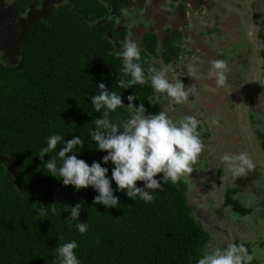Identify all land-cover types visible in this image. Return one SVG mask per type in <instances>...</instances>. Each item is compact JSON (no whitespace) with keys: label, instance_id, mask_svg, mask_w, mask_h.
<instances>
[{"label":"trees","instance_id":"16d2710c","mask_svg":"<svg viewBox=\"0 0 264 264\" xmlns=\"http://www.w3.org/2000/svg\"><path fill=\"white\" fill-rule=\"evenodd\" d=\"M31 3L40 5L42 0H18L17 6L27 9ZM132 4V0H110V4L58 0L48 17L27 29L19 59L9 64L0 61V156L17 169L13 173L0 161V264H58L56 247L71 240L78 244L75 251L81 264H197L210 251L211 234L198 221L181 178L175 184L162 182L161 189L152 191L151 202L139 197L133 201L116 191L118 208H105L92 204L98 193L91 186L75 191L45 174L38 156L53 134L66 140L81 135L84 148L78 158L89 164L106 155L96 150L89 135L101 115L90 95L98 94L101 80L121 93L125 105L134 93L140 98L135 103L143 102L147 113L161 112L152 100L151 84L126 90L117 86L123 63L112 38L118 34L115 20L108 16ZM169 53L172 59L178 57L173 47ZM140 62L147 76L153 67L146 52ZM129 116L126 107L110 113L118 124ZM44 159L50 156L45 154ZM103 166L109 168L110 177L114 165ZM80 201V220L89 225L84 235L75 222L70 224V213L63 212L65 204ZM54 202L56 215L39 216L37 209Z\"/></svg>","mask_w":264,"mask_h":264},{"label":"clouds","instance_id":"9594fccd","mask_svg":"<svg viewBox=\"0 0 264 264\" xmlns=\"http://www.w3.org/2000/svg\"><path fill=\"white\" fill-rule=\"evenodd\" d=\"M122 60V76L118 80V87L126 90L137 84L145 83V70L142 66L141 52L134 41L126 42L117 53ZM225 65L215 62L213 74L223 81ZM150 84L152 89L161 94L172 97L177 104L184 101L191 89L186 90L183 82L171 80L168 69H151ZM96 89L98 94L90 95V103L95 112L101 113L95 118V127L89 135L95 142L96 150L106 152L101 161L91 164L78 158L84 148L81 135L65 139L60 134H53L47 138L46 146L42 147L39 157L47 169L45 174L62 181L65 186L72 185L75 191L91 186L98 194L94 196L92 204L103 205L105 208H118L119 196L116 191H123L131 200L139 197L142 201L151 202L154 199L152 191L161 189L162 182L177 183L182 174L191 171L189 165L197 159L202 150L201 141L196 132L197 120L188 117L180 122H174L165 112L147 113L143 102L137 105L140 98L131 93L127 96L128 104H124L121 93L109 89L101 80ZM119 107L130 110V116L118 124L110 119V113ZM60 145L57 151V146ZM90 147V146H89ZM91 148V147H90ZM56 155L52 156L51 153ZM48 154L50 159L45 160ZM111 162L109 168L103 165ZM224 162L233 168L236 176L243 175L252 163L246 155L240 154L234 161L225 156ZM137 181L142 185L138 186ZM115 182L116 188H113ZM37 209L39 216L48 218L49 212L57 214L55 202ZM82 201L74 206L65 204L63 212H69L67 219L81 235L87 233L89 225L80 220ZM62 240L63 237H58ZM78 244L75 240L66 241L56 247L58 264H81L77 256ZM252 257L243 245L229 243L226 247L204 252L197 264H249Z\"/></svg>","mask_w":264,"mask_h":264},{"label":"flooded vegetation","instance_id":"af4514ba","mask_svg":"<svg viewBox=\"0 0 264 264\" xmlns=\"http://www.w3.org/2000/svg\"><path fill=\"white\" fill-rule=\"evenodd\" d=\"M57 1L42 0L40 5L29 4L24 12L25 17L29 14V21L27 22H31L32 25L35 21L48 17L53 11L54 3ZM107 2L110 4V0H107ZM132 3L131 7L121 11H112V14L108 16L109 19L115 20V31L118 34L112 38L116 50L119 52L126 42L134 41L138 45L141 55L145 52L149 55L150 65L153 69L161 70L167 68L168 76L171 80L177 81L180 79L186 82V90H193L179 104L172 97L167 96V94L155 92L152 100L160 106L161 112L167 113L177 123L180 122L179 120L181 118L191 114V112L193 116H197L196 110L192 107L194 103L192 98H197L201 106L200 109H208L212 113L218 111L220 108L223 115H227L224 113L226 111L223 108V105L226 104H223L221 102L222 99H220L222 98L220 96L222 93L225 95L224 90H221L225 85H221L220 80L216 79L217 75L213 74V60L216 59L225 65L223 75H226L225 79L227 82L232 81L233 76L237 78L238 76L232 74L233 70L230 68L240 66L244 63L246 64L251 55L250 50L245 48L247 41H245L246 33L243 32V29H247L248 26H237V32L230 30L229 33L235 34H231L230 43L225 48L224 45L228 39L223 35L220 29V23L228 19V16L231 14L226 13L224 4H221L218 0H191V2L186 0H132ZM258 3H261V1H258ZM163 4H166V6H163ZM124 10L129 11L128 16L130 22L134 18L137 19L136 24L130 23L131 25H129L126 21H120V16H115V13H120ZM8 14L11 17H21L15 9H7L3 12L1 8L0 21L7 20ZM259 15L260 17H264V11H261ZM139 19L144 20L147 25L140 23ZM208 19L211 21L208 22ZM238 23H240V20ZM20 25L21 23L19 22ZM27 27L28 25L26 27L20 26L21 30L19 31H13L14 28L12 27L11 31L8 30L6 32H4V28L2 30L0 29L3 34H6L10 38V40H5L4 36L5 45L7 47L22 45L27 35ZM121 30L124 32L122 33ZM254 30L251 27L249 34L253 35ZM256 38L253 42H256ZM239 46H242L241 50L238 49ZM171 47L177 51L178 57L176 59H172L169 53ZM17 48L10 49V51H13L11 54L12 60L16 59L18 55L19 48ZM181 55H184L183 59H180ZM227 55H231L232 57L228 59ZM216 60L215 62H217ZM151 75L152 72L150 71L145 77V83L150 84ZM242 80H245L247 87H251L252 90L249 91L250 93L247 99L246 97L242 98V93H240L241 96L236 95L239 98L238 106L246 99L254 111L259 112L260 107L257 106L258 103L256 100L263 99L264 101V81L258 84L255 78L250 77L242 78ZM240 81H238V84ZM204 84L219 92H214L211 96L209 95L207 97L208 93L202 89ZM212 101L216 103L220 102V106L216 107V109L211 108L210 103ZM199 118L201 119V117ZM200 119L197 120V126H200V128H197L196 132L201 141L202 150L197 156V159L190 163L189 167H191V171L185 172L180 177L187 184L190 202L194 208L195 215L196 211H203L205 205L220 202L219 210L223 219L226 218L231 208L236 212L231 211L233 212L232 217L237 216L243 219L242 217L247 216L251 220L255 219L253 206H245L244 203L237 201L233 196L236 194L237 196L240 195L242 191L245 193L248 186H252L253 190L254 185H257V175L244 179L241 178L243 174L237 176L236 180L231 177L235 183L231 182L227 189L222 191L221 183L226 177L225 173L228 168V165L224 162V157L234 158L235 156H239L233 149V146H236V143L240 141L243 142V140L234 135H230L227 139H223L228 145L224 144L219 147L222 153L211 154V150L217 146L209 136L211 131L213 133L215 131L214 125L212 127ZM257 122L259 121L257 120ZM260 123L264 124V120ZM196 168L199 171L194 170ZM193 191L195 193H203L205 191L204 194H206V197L199 201H194L192 200ZM197 219L211 234V244H213L214 236L212 230L208 229L201 219L198 217ZM206 220L208 219L206 218ZM235 228L241 229L238 226ZM250 244H246L249 250L251 249Z\"/></svg>","mask_w":264,"mask_h":264},{"label":"rangeland","instance_id":"374dc122","mask_svg":"<svg viewBox=\"0 0 264 264\" xmlns=\"http://www.w3.org/2000/svg\"><path fill=\"white\" fill-rule=\"evenodd\" d=\"M18 0H0V11H6L7 9L16 10L19 16L11 17L10 14L7 16V20L0 21V29L4 28V32L14 28L13 31L21 30L20 26L29 28L31 26V22L29 21V14L25 17V9L17 6ZM221 4H224L226 13H233L234 15L239 17L240 23H237V26L247 25L248 28H244L243 32L246 33L247 44L245 46L246 49H249L251 55L249 56V61L245 64H241V73L238 75L239 78H255L260 84L264 81V18H261L256 5H259L261 11H264V0H218ZM261 1V3H258ZM166 6V4H163ZM30 10V9H28ZM129 11H122L120 13H115V16H120V21H126L130 23L136 24L137 19L134 18L132 22L129 19ZM21 20V21H20ZM211 20L208 19V22ZM19 22L21 25L19 26ZM140 23L146 22L142 19H139ZM211 24V23H209ZM7 25V26H6ZM251 27L255 30L253 31V35L249 34ZM23 29V28H22ZM0 30V61L5 63L16 62L19 59V53L23 46H18L19 52L16 56V59L12 60L11 54L13 51L10 49H15L17 46L7 47L4 41L10 40L9 36L3 34ZM24 32V31H22ZM5 36V40L3 39ZM257 37V38H256ZM256 38V42H253ZM17 48V49H18ZM239 50L242 49V46L238 47ZM15 52V51H14ZM184 55H181L180 59H183ZM231 55H227V58H231ZM237 77V76H236ZM226 75H224V79L221 82V85H225L223 89L225 95L222 93L220 96L223 98L226 96L228 100L234 101V105L229 107L227 105H223L224 110L230 116V119L227 117L228 115H223L220 108L216 112L210 113L208 109H200V105L197 98H192L194 102L192 107L196 110V115L193 116L192 112L187 117L181 118L182 121L188 117H193L196 120L200 119L206 122L207 124L213 127L214 125V133L211 131L210 138L213 139L214 144L217 146L211 150V154L222 153V150L219 147L228 145L227 142H224L223 139H227L230 135H234L237 138L243 140V142L236 143V146H233V149L240 154H244L251 161L252 167L246 168V171L241 178H252L253 175H257V185H254L253 190L252 186H248L246 192L244 193L242 190L241 194L237 196L234 195L233 198L239 202L245 204V206H253L254 208V218L251 220L247 216L232 217L234 211L232 208L230 212L226 216L225 219L221 217L220 214V202L215 204L205 205L203 211H196V215L199 219H201L206 227L212 230L214 239L213 244H211L210 251L215 250L217 248L226 247L229 243H235L238 245H243L247 249V253L252 257V260L249 264H264V124L260 122L264 120V113L256 112L248 103L246 99H244L241 104L238 106L239 98H237V93H243V89L247 86V82L245 80H241L238 84L237 78L233 76L232 81H226ZM177 81L183 82L184 85L186 82L178 79ZM188 83V82H187ZM191 83V82H189ZM238 87L235 90V87ZM192 88V87H190ZM203 91L207 92L210 96L214 92H219L212 87L205 85L203 86ZM225 99V98H223ZM257 120L259 122H257ZM197 128H200V126ZM199 131V130H197ZM239 156H235L232 158L234 161ZM221 159V158H220ZM11 160H8L7 164H10ZM11 165V164H10ZM191 168V167H190ZM199 171V169H194ZM225 178L223 179L222 191H225L231 182H234L233 179H237L233 168L228 166ZM231 177L233 179H231ZM217 189V188H216ZM214 189V190H216ZM198 191H200L198 189ZM205 192V191H204ZM194 191L192 192V200L199 201L206 197V194ZM212 203V202H210ZM226 211V210H225ZM234 213H236L234 211ZM206 218L208 220H206ZM234 219V221H233ZM241 227L239 230L235 227ZM234 229H233V228ZM229 230V231H228ZM247 243H251V249L249 250L247 247Z\"/></svg>","mask_w":264,"mask_h":264},{"label":"crops","instance_id":"0c3cea01","mask_svg":"<svg viewBox=\"0 0 264 264\" xmlns=\"http://www.w3.org/2000/svg\"><path fill=\"white\" fill-rule=\"evenodd\" d=\"M186 1H190L191 2V0H186ZM256 9H257V11H258V13H261V9L259 8V5L257 4L256 5ZM231 14V13H230ZM264 16V15H263ZM229 18L228 19H226V20H224V21H222L221 23H220V29H221V31H222V33H223V35L228 39L227 41H226V43H225V45H224V47L225 48H227V46H228V44L230 43L229 41L231 40V34H235V33H229V31L230 30H235L236 31V28H237V23L239 22V17L238 16H236V15H234L233 13L231 14V15H229L228 16ZM261 18H264V17H261ZM237 32V31H236ZM217 57H218V54H217ZM215 60L216 59H214L213 60V64L215 63ZM217 61V60H216ZM218 62V61H217ZM232 66H233V64H231ZM230 69H232L233 70V73L232 74H236L237 76L241 73V68H240V66H236V67H232V68H230ZM230 69H228V70H230ZM227 70V71H228ZM226 72V71H225ZM216 79L217 80H219V76H216ZM239 80H242V78H239L238 79V77H237V81H239ZM238 86H236V88H237ZM250 90H252L251 89V87H245L244 89H243V95H242V98L243 97H246V99H247V97L249 96V91ZM237 96H241L240 95V93H237ZM224 98V97H223ZM223 98H220V99H222V101L221 102H223V104H226L227 106H229V107H232L233 105H234V101H230V100H228V98L225 96V99L226 100H223ZM229 101V102H228ZM257 101V106L258 107H260V110H258L259 112H262V113H264V101H263V99H257L256 100ZM218 106H220V102H211L210 103V107L211 108H214V109H216V107H218ZM224 113H226L227 115H228V113L227 112H224ZM228 118L230 119V116L228 115Z\"/></svg>","mask_w":264,"mask_h":264},{"label":"water","instance_id":"95a60500","mask_svg":"<svg viewBox=\"0 0 264 264\" xmlns=\"http://www.w3.org/2000/svg\"><path fill=\"white\" fill-rule=\"evenodd\" d=\"M207 97H209V94L207 95ZM206 97V98H207ZM8 158H6L5 156H0V161L7 163L8 162ZM11 164V165H10ZM10 164H7L8 168H10V170H12L13 173H17V169L14 167V163L11 161ZM16 170V171H15ZM19 175V174H18Z\"/></svg>","mask_w":264,"mask_h":264}]
</instances>
